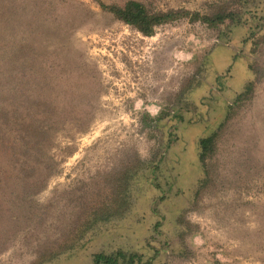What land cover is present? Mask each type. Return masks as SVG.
I'll list each match as a JSON object with an SVG mask.
<instances>
[{
    "label": "rangeland",
    "instance_id": "obj_1",
    "mask_svg": "<svg viewBox=\"0 0 264 264\" xmlns=\"http://www.w3.org/2000/svg\"><path fill=\"white\" fill-rule=\"evenodd\" d=\"M28 1L16 14L23 0H0V38L31 33L38 67L67 75L68 122L84 125L55 135L42 162L56 164L38 177L56 171L21 206L11 199L16 186L6 187L0 264H33L59 244L66 251L45 264H91L93 253L119 247L155 256L153 264H264V0L217 28L184 17L151 36L95 0ZM140 1L206 13L231 0ZM215 131L202 166L198 141ZM115 196L114 220L75 239L95 204ZM181 243L191 253L179 255Z\"/></svg>",
    "mask_w": 264,
    "mask_h": 264
},
{
    "label": "trees",
    "instance_id": "obj_2",
    "mask_svg": "<svg viewBox=\"0 0 264 264\" xmlns=\"http://www.w3.org/2000/svg\"><path fill=\"white\" fill-rule=\"evenodd\" d=\"M95 1L104 11L113 14L117 20L132 26L146 36L153 35L157 26L184 17L193 22L201 21L210 27L217 28L227 21H235L239 18L247 3L251 2V0H231L217 5L211 12L202 13L184 8L153 11L140 0H127L123 4H109L104 0ZM28 2L23 0V6L17 9L16 14L19 10L26 9ZM39 7L42 6L39 5ZM9 14L12 16L5 17V21L13 23L14 12L10 11ZM26 20L31 21L28 17ZM30 29L34 32L33 27ZM30 41L31 33L24 32L23 29L18 35L0 38V158H2L0 160V199L6 196V187L14 185L15 190L10 192L11 199L19 206L22 205V201H25L23 198H28L33 187L36 190L43 188L47 177L56 171L55 168H50L47 174L38 177L41 167L56 164V162H52L53 164L42 162L44 153L47 152L55 135L60 131L68 132L71 126H76L79 131H83L81 127L84 125L79 120L71 121L74 125H70L65 116L69 115V108L60 102L69 94L68 87L63 88L67 82V75L60 73L59 76H55L49 69H40L37 58L32 53L33 46ZM253 87L254 82L250 81L246 89L237 94L236 100L248 98ZM78 91L80 90L77 89ZM56 97L57 100H55ZM217 136L218 133L215 131L199 139L197 160L202 166L214 153ZM145 164L147 166L146 162ZM136 170L138 166L132 172L136 173ZM122 175L120 180L130 178L131 168H127ZM114 181H119V177ZM114 181L111 184L112 189ZM207 182L208 178L203 181L201 188ZM117 185L125 193L127 185L120 181ZM199 191L200 188L197 195ZM119 197H112L109 203L106 201L95 204L89 218L84 221L85 230H75L76 234L73 237L82 239L88 229L99 226L101 222L113 221L114 219L109 217L114 214ZM15 208L19 212L23 210L22 207ZM178 223L180 224V221ZM5 231L6 229L0 228V237L5 236ZM180 246L179 255L191 253L183 243ZM60 247L59 244L53 249L40 252L33 264H45L59 258L66 251V248L60 249ZM72 247L73 245L69 248ZM157 252L155 255H158ZM154 260H156L155 256L145 258L144 254L138 251L119 247L112 251L93 253L91 264H153ZM162 264H168V262Z\"/></svg>",
    "mask_w": 264,
    "mask_h": 264
}]
</instances>
